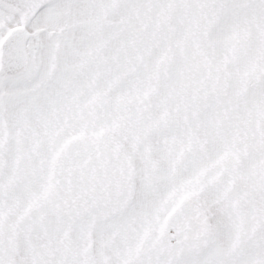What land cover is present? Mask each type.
I'll list each match as a JSON object with an SVG mask.
<instances>
[{
    "label": "snow or ice",
    "instance_id": "6c2138e0",
    "mask_svg": "<svg viewBox=\"0 0 264 264\" xmlns=\"http://www.w3.org/2000/svg\"><path fill=\"white\" fill-rule=\"evenodd\" d=\"M0 264H264V0H0Z\"/></svg>",
    "mask_w": 264,
    "mask_h": 264
}]
</instances>
